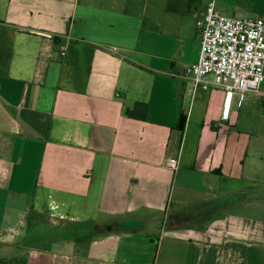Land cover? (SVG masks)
<instances>
[{
  "label": "crops",
  "instance_id": "crops-1",
  "mask_svg": "<svg viewBox=\"0 0 264 264\" xmlns=\"http://www.w3.org/2000/svg\"><path fill=\"white\" fill-rule=\"evenodd\" d=\"M207 3L0 0V264H264V81L184 76ZM215 11L264 20V0ZM30 211L101 232L25 251Z\"/></svg>",
  "mask_w": 264,
  "mask_h": 264
},
{
  "label": "built area",
  "instance_id": "built-area-1",
  "mask_svg": "<svg viewBox=\"0 0 264 264\" xmlns=\"http://www.w3.org/2000/svg\"><path fill=\"white\" fill-rule=\"evenodd\" d=\"M197 30L199 56L184 72L192 86L222 88L239 96L259 92L264 81V20L218 14L215 0H208ZM166 164L176 169L178 160L171 158Z\"/></svg>",
  "mask_w": 264,
  "mask_h": 264
},
{
  "label": "rangeland",
  "instance_id": "rangeland-1",
  "mask_svg": "<svg viewBox=\"0 0 264 264\" xmlns=\"http://www.w3.org/2000/svg\"><path fill=\"white\" fill-rule=\"evenodd\" d=\"M179 206L176 203L172 204L171 213L178 210ZM26 225L21 228L22 234L17 239H13L11 243L19 245V247H25V251L28 248H51L58 239V237L69 238L73 233H82L86 231V224L82 228L74 225H52L45 217L33 218L32 215H26ZM122 227L125 229H138L142 231L149 230L151 227L149 224L136 221L134 219H128L125 223H122ZM82 231V232H81ZM59 238V239H62ZM56 240V241H55ZM10 249L4 247L3 241L0 240V255L7 253Z\"/></svg>",
  "mask_w": 264,
  "mask_h": 264
},
{
  "label": "trees",
  "instance_id": "trees-1",
  "mask_svg": "<svg viewBox=\"0 0 264 264\" xmlns=\"http://www.w3.org/2000/svg\"><path fill=\"white\" fill-rule=\"evenodd\" d=\"M147 108H148L147 104L135 103L133 105L132 109H126L125 114L128 115L129 117H132V118H138V119L144 120L145 116H146ZM183 125H184V118H183V116L180 115V119H179L180 129H183ZM29 214L31 215V211ZM100 232H101V229L98 226H95L90 231L86 230L82 233H73L72 237L75 238L78 235V236H80V238H82V237L86 236V233L87 234L90 233L93 235V234H99ZM72 237L70 236V238H72Z\"/></svg>",
  "mask_w": 264,
  "mask_h": 264
}]
</instances>
